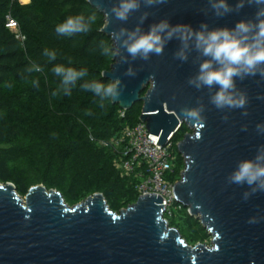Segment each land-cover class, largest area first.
Segmentation results:
<instances>
[{
  "label": "water",
  "instance_id": "95a60500",
  "mask_svg": "<svg viewBox=\"0 0 264 264\" xmlns=\"http://www.w3.org/2000/svg\"><path fill=\"white\" fill-rule=\"evenodd\" d=\"M88 1L105 17L102 32L109 38L120 27L134 28L144 11L150 13L142 25L147 31L161 19L193 28L201 22L210 28L233 27L257 10L246 4L238 13L217 18L209 0H165L155 7L142 4L125 23L105 16L118 0ZM227 2L235 6L237 0ZM178 46L173 40L163 55L147 61L129 58V64H122L115 57L104 77L110 82L121 79L123 93L112 101L121 110L143 104L140 121L160 138L159 145L169 143L180 123L190 130L178 144L185 170L174 193L209 232L211 246H191L171 228L160 195L139 197L116 214L101 193L71 207L59 191L43 185L31 188L23 200L14 184L0 182V264H264V192L245 199L247 186L228 184L226 179L238 160L254 158L264 144V135L256 130L264 123V77L237 80V87L247 95L244 109L218 110L209 103L207 89L198 91L187 83L198 64L193 63L195 53L188 62L174 59ZM130 66L136 71L134 77L124 75ZM198 101L205 108L203 119L193 123L181 110L196 107Z\"/></svg>",
  "mask_w": 264,
  "mask_h": 264
},
{
  "label": "trees",
  "instance_id": "16d2710c",
  "mask_svg": "<svg viewBox=\"0 0 264 264\" xmlns=\"http://www.w3.org/2000/svg\"><path fill=\"white\" fill-rule=\"evenodd\" d=\"M71 15H95L96 21L87 34L58 35L57 24ZM11 22L17 24L16 30L8 27ZM105 25V17L88 0H0V182L14 184L22 198L31 188L43 185L59 191L74 207L101 193L116 214L139 199V180L121 177L104 143L126 127L137 126L143 104L123 111L105 100L101 107L100 98L81 87L111 83L104 73L111 70L115 57L102 53L101 41L113 45L102 32ZM45 49L55 51L57 58L50 61ZM32 63L43 71L29 73ZM58 64L87 71L70 94L57 91L61 80L52 69ZM33 79L39 81L38 87L32 85ZM188 133L183 125L173 140L177 155L173 179L177 181L185 170L177 146ZM169 225L191 246L211 240L200 220L183 206Z\"/></svg>",
  "mask_w": 264,
  "mask_h": 264
},
{
  "label": "clouds",
  "instance_id": "9594fccd",
  "mask_svg": "<svg viewBox=\"0 0 264 264\" xmlns=\"http://www.w3.org/2000/svg\"><path fill=\"white\" fill-rule=\"evenodd\" d=\"M164 2L165 0H118L105 12V16L109 21L114 17L126 23L133 13L140 11L142 4L145 7H155ZM246 4L256 7L254 16L236 21L233 27L210 28L206 22H201L198 28H193L191 25L172 24L168 19H161L151 23L145 31L142 25L150 13L144 11L134 28L120 27L110 33L112 46L101 41L102 53L105 56L119 57L122 64H129V58L131 61H147L153 55H163L165 47L171 41L177 40L179 46L173 54L174 59L188 62L195 53L193 63L198 64L196 73L188 78L189 86L198 91L207 89L209 103L218 110L244 109L248 102L247 95L237 87V80L243 81L246 77L256 75L264 77V0H237L235 6L230 5L227 0H209L210 9L217 18L233 12L238 13ZM95 21V15L88 18L84 15H71L57 24L55 31L66 37L87 34ZM44 55L50 61L57 58L56 52L48 49H45ZM72 62L69 58L68 63ZM27 71L38 73L43 69L32 63ZM52 71L61 80V87L57 91L65 94H70L71 87L87 75L86 70L59 64ZM124 75L134 77L136 71L130 66ZM31 83L39 86L36 79ZM5 86L11 87V84L7 83ZM81 87L99 97L101 107L105 100H118L124 89L118 77L108 84L92 82ZM204 110L203 103L198 101L196 107L181 111L186 119L199 123L203 119ZM242 114L246 116L248 113L245 111ZM222 119L226 121L228 116L225 115ZM243 130L246 131L247 127ZM256 130L258 134L264 135V123L257 124ZM226 179L228 184L247 186L245 199L256 192H264V144L258 146L254 158L238 160Z\"/></svg>",
  "mask_w": 264,
  "mask_h": 264
},
{
  "label": "built area",
  "instance_id": "2783aa9c",
  "mask_svg": "<svg viewBox=\"0 0 264 264\" xmlns=\"http://www.w3.org/2000/svg\"><path fill=\"white\" fill-rule=\"evenodd\" d=\"M25 1L29 0H22L23 3ZM8 27L16 30L17 24L11 22ZM182 127L183 124L180 123L177 133ZM175 136L169 139L166 146L159 145L160 138L151 134L146 124L140 122L135 127H126L117 138L104 143L113 153V165L121 177L139 180V197L154 194L165 199L162 205H166L165 219L168 223L174 212L181 208L174 193V188L180 181L173 179L177 160L173 142Z\"/></svg>",
  "mask_w": 264,
  "mask_h": 264
},
{
  "label": "rangeland",
  "instance_id": "374dc122",
  "mask_svg": "<svg viewBox=\"0 0 264 264\" xmlns=\"http://www.w3.org/2000/svg\"><path fill=\"white\" fill-rule=\"evenodd\" d=\"M28 2H29V1H25L24 3H28ZM177 148H178V146H177ZM22 199L24 200L25 198H22ZM211 241H212V240H210L209 243H208V244H205V245H207V246H211Z\"/></svg>",
  "mask_w": 264,
  "mask_h": 264
}]
</instances>
